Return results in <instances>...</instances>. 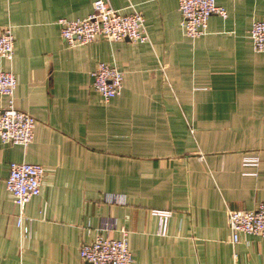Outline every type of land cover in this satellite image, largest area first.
<instances>
[{
    "label": "crops",
    "instance_id": "obj_1",
    "mask_svg": "<svg viewBox=\"0 0 264 264\" xmlns=\"http://www.w3.org/2000/svg\"><path fill=\"white\" fill-rule=\"evenodd\" d=\"M94 1L0 0V29L14 37L0 73L14 75V107L36 121L26 149L0 143V264H85L81 244L123 233L135 264H264V239L232 245L228 227V211L264 201V53L249 39L264 0H215L227 17H210L197 39L177 0H106L135 6L149 42L67 47L59 21L86 18ZM100 63L123 73L107 104L91 86ZM19 162L45 171L25 207L28 237L5 188ZM153 212L170 213L163 235Z\"/></svg>",
    "mask_w": 264,
    "mask_h": 264
},
{
    "label": "built area",
    "instance_id": "obj_2",
    "mask_svg": "<svg viewBox=\"0 0 264 264\" xmlns=\"http://www.w3.org/2000/svg\"><path fill=\"white\" fill-rule=\"evenodd\" d=\"M180 25L185 37L197 39L205 35L210 17H227L224 8L215 0H177ZM127 12L113 9L106 0H95L92 12L84 19L59 21L60 38L69 48L87 46L98 39L108 42L129 41L146 44L149 37L145 19L135 6ZM249 39L257 53H264V21H255L249 30ZM14 55L12 27L0 29V58L9 62ZM92 90L107 104L118 96L123 87V73L115 66L100 63L93 71ZM16 79L10 72L0 73V99L6 102L0 110V143L26 149L34 139L35 119L14 107ZM256 158H245L244 166L256 165ZM45 171L42 166L24 162L11 163L5 180V188L18 210L17 226L23 236L31 234V222L25 218L26 204L43 193ZM159 218V233L165 234L169 212H153ZM228 227L231 244L237 245L242 237L256 236L264 239V201L250 211H228ZM108 224L103 225L107 229ZM80 260L85 264H135L129 250L127 233L121 239L98 235L90 243L78 249Z\"/></svg>",
    "mask_w": 264,
    "mask_h": 264
}]
</instances>
